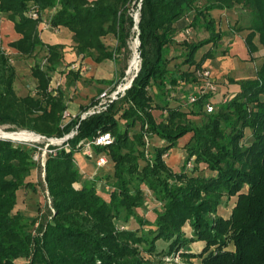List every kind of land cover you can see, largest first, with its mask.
<instances>
[{
    "label": "trees",
    "instance_id": "1",
    "mask_svg": "<svg viewBox=\"0 0 264 264\" xmlns=\"http://www.w3.org/2000/svg\"><path fill=\"white\" fill-rule=\"evenodd\" d=\"M200 1L0 0V13L20 35L8 46L20 57L44 51L30 67L34 91L18 96L13 89L15 67L0 39V125L12 123L47 138L63 137L77 125L76 134L61 146L50 145L54 152L47 154L44 180L51 205L43 218L38 214L31 220L38 225L36 234L14 209L19 189L36 191L27 177L37 168V149L0 139V264H164L142 253L163 257L179 250L183 264H264V0ZM29 4L39 9V18L27 14ZM137 5L140 65L131 86L106 111L64 124L67 104L61 82L55 93L48 90L53 74L64 66V45L41 38L43 13L51 27L72 33L81 59L122 64L118 76L97 80L111 85L125 75ZM236 7L246 11V23L238 29L248 31L244 40L251 52L258 50L257 37L262 60L253 77L231 80L239 85L237 92L216 102L212 94H200L196 88L197 71L213 57L212 49L197 54L222 40L211 12ZM192 29H204L208 35L192 41L187 36ZM109 35L115 39L112 47L105 41ZM187 85H197L191 93L197 96L195 102H188ZM211 98L215 108L206 112L204 105ZM153 110L163 112L164 118L157 121ZM189 114L200 116V122L189 120ZM101 132H110L113 141L93 149L107 156L112 172L90 178L79 170L74 153ZM187 133L185 160L174 170L164 155ZM148 135L163 144L147 154ZM200 164L208 173L199 171ZM100 180L106 183L107 197L97 189ZM147 192L160 206L150 223L135 210ZM233 196L235 204L224 218L218 207ZM131 218L138 229L128 227ZM185 224L190 235L184 232ZM159 240L165 248L158 249ZM195 241L205 243L197 254L190 248ZM229 242L234 250L226 249ZM194 257L200 261L191 262Z\"/></svg>",
    "mask_w": 264,
    "mask_h": 264
},
{
    "label": "rangeland",
    "instance_id": "2",
    "mask_svg": "<svg viewBox=\"0 0 264 264\" xmlns=\"http://www.w3.org/2000/svg\"><path fill=\"white\" fill-rule=\"evenodd\" d=\"M201 3L204 2V0L200 1ZM139 5H137V8L134 11V20H135V14L138 12ZM220 10H225L220 12ZM215 17H213L217 22V29L223 33L222 40L219 42V45L215 47H211L210 44L203 47L197 54V57H200V55L205 52L208 48L212 49L213 57L208 59L205 63V69L209 71V76L213 80L214 84L217 86V92L213 94V100L216 102H220L219 100L224 97L227 98L231 94H233V82L231 80L236 79H242L247 77H253L255 74V67L260 63L262 60V53L263 49L261 45L257 41V37L254 39L258 50L251 52L249 50V46L245 42V36L247 34V30H240L238 29L239 24L246 23L245 20V14L246 11L242 10L240 7H236L234 9H215L213 11ZM244 14V15H243ZM242 22V23H241ZM135 28V26H134ZM137 29L135 28V33L133 36L129 39V58H128V65L125 70H128L129 68V62L132 56L137 52L138 47H134L135 40L137 38ZM208 35L207 31L204 29L201 30H195L192 29L188 34V38L192 41L199 40L203 37H206ZM2 40V39H1ZM106 42L109 44L110 47L113 46L111 44V40H106ZM70 45V44H69ZM71 46V45H70ZM69 46V47H70ZM2 47L5 50V53L8 57L9 64H12L15 67V78L13 81V89L15 93L18 96H24L27 93H31L34 91L35 87V80L32 78L30 74V67L33 65L34 60L36 58H40L44 54V51L41 50L37 57H20L17 55L14 51H12L11 48L6 45L5 42L2 40ZM72 47V46H71ZM69 52H72L70 49L63 50V54L65 56ZM120 57H122L120 55ZM67 58H74V57H67ZM118 58V57H117ZM139 65H140V59ZM245 62H248L245 63ZM76 63L78 64L79 68H84L81 72L80 70H76L74 67H72L71 64ZM94 62L92 60L91 56H87L83 59L79 57V59L76 57L75 60L72 61H65V64L62 68V71H60L59 78L61 85L59 88L63 90L67 95H69L70 99H73L78 92H76L75 84L76 81L81 79V77L85 78V84H84V92L86 93V97L89 100H92L101 90L104 88H107L108 84L98 82V78H105V79H111L116 74L119 75V67H121V63L114 60L106 61L104 66L101 67V70H96L94 68ZM138 65V67H139ZM96 67V65H95ZM135 70H132L129 75L133 74ZM77 74V75H76ZM95 84H99L96 86ZM200 84V81L198 82V86ZM197 85H187L184 87L186 90L187 96H189L191 93L194 92V89ZM235 88V87H234ZM84 94V93H83ZM155 111V110H154ZM154 117L157 121L164 118V113L160 110H156L154 112ZM189 120L193 121L194 123L200 122V116H195L189 114L187 117ZM121 127H123V121L120 122ZM0 128H3V130L8 132H33L29 131L25 128H18L15 126V124L7 123V124H1ZM14 130H9L13 129ZM138 128V125L135 126L134 130ZM246 135L248 136L249 130L245 131ZM38 135H41L39 133H36ZM191 133L185 134L183 137H181L178 140V146L176 148H173L167 155H164L165 162L172 167L175 170H179L182 168L183 161L185 160V150H184V144L189 139ZM44 136V135H42ZM45 137V136H44ZM45 138H39L37 140H23V139H13V138H0V139H10L14 142H20L25 144H35L39 147L38 149V161L37 162V168H35V171L33 174L29 175L27 180H30V182H33L36 191H32L30 189H19L18 190V198H17V204L15 206L14 210H19L23 214V223L29 224V229L33 234H36L38 232V225H31V220L37 216L38 214L41 216V218L44 217L45 214L48 213L50 210V197L46 188L44 176H45V161L47 158V152L44 156L42 155L43 150L45 149L46 144L49 140ZM50 138H60V137H48ZM146 140V153L148 154L149 151L152 150L153 147L157 145H162L163 141L159 139L156 135H148L145 136ZM60 146V145H55ZM48 148V146H47ZM50 148V145H49ZM54 152V150L52 151ZM80 152V151H78ZM76 154V152H75ZM44 160V161H43ZM193 163V162H192ZM111 164L108 163L105 167H107L108 170L111 168ZM200 172L201 173H208V170L205 168L204 164H200ZM193 167H186L187 172L191 173ZM199 173V172H198ZM76 187L79 186L78 183L74 184ZM97 189L100 194L107 197L106 192V183L104 180H100L97 183ZM146 190V189H145ZM242 191H246V187L243 188ZM236 201V196H233L229 198L228 201H226L225 205L219 206L217 213L221 215L224 218H228L231 213V209L234 206ZM159 203L156 202L150 195L149 192H147V198L144 201L143 205L139 208H136V213L142 218L145 222H152L155 216V211L159 208ZM129 228L132 229H138V224L135 221V219L131 218L127 223ZM146 225H144L145 227ZM184 232L187 235H190V227L188 224H185ZM204 241H195L191 244L190 248L192 252L195 254L201 252ZM158 249H162L166 247V244L163 243L161 240L157 242ZM211 249H214V247H211ZM227 250H234V245L232 242H229L228 246L226 247ZM181 251L173 252L171 254L165 255L163 257L158 255H152V257L148 254L142 253L143 256L149 257L154 259L155 261L162 260L164 264H183V258L181 256ZM24 259H18L17 262L23 263ZM191 262L198 263L200 261L199 257H194L190 259Z\"/></svg>",
    "mask_w": 264,
    "mask_h": 264
},
{
    "label": "built area",
    "instance_id": "3",
    "mask_svg": "<svg viewBox=\"0 0 264 264\" xmlns=\"http://www.w3.org/2000/svg\"><path fill=\"white\" fill-rule=\"evenodd\" d=\"M27 14L34 19H37L41 16V12L39 11L38 8L31 6V8L27 11ZM42 23H45L44 20H41ZM73 67L76 70H80V72L84 69L79 68L78 64L73 65ZM130 70L126 71L125 75L121 77L118 81L115 83L111 84L107 88H104L101 90L88 104V106L80 110L78 112H71L68 109L63 110L62 112V121L63 123L69 122L71 119L78 118V120L84 119L87 116L94 115V114H99L101 112L106 111L109 106L116 100H118L120 97H122L127 89L131 86V82L133 79V76L137 73L136 70L133 74H130ZM197 75L200 81V84L198 86V91L200 94H215L217 92V86L214 84L213 80L209 76V71L207 69L199 70L197 71ZM60 85V78L59 74L52 76L51 81L48 86V90L52 91L53 93L56 92L57 87ZM197 96L195 94H190L188 96V102L192 103L196 101ZM206 112H212L215 108V103L213 102L212 98L210 101H207L204 105ZM76 127L71 129V131L67 134H65L63 137L60 138H46L48 143L45 146V149L43 150L42 155L44 156L47 152L51 153L53 151L52 148H49V145H62L68 138H71L76 134ZM28 134H35L34 132H27ZM39 138H45L42 135H38ZM30 140H36L35 138H29ZM28 139V140H29ZM27 140V139H25ZM113 141V136L110 132H101L98 133L94 138H92L89 141H86L83 143L80 152L83 154L89 156V157H94L95 163L97 166H103L107 163L108 159L107 156L104 154H96L94 155V147L95 146H106L111 144ZM32 147H35L37 150L33 155V159L35 161H38V149L39 147L36 146L35 144H31ZM48 146V148H47ZM64 148L67 150L70 149V146L68 143L64 144ZM75 154V153H74ZM75 160V157H74ZM44 161V160H43ZM191 166V161L187 162V167Z\"/></svg>",
    "mask_w": 264,
    "mask_h": 264
},
{
    "label": "crops",
    "instance_id": "4",
    "mask_svg": "<svg viewBox=\"0 0 264 264\" xmlns=\"http://www.w3.org/2000/svg\"><path fill=\"white\" fill-rule=\"evenodd\" d=\"M29 6H33V4H29ZM213 11L211 12V15L213 17H215ZM222 11H225V10H220V12H222ZM52 12H53V10H51V13ZM42 20H44L45 23L39 22L38 28L40 31V36L43 39V41H45L47 43H61L64 45L63 50H66V49L70 50L71 49L72 52H69L67 54L69 56H66V54H65V56H64L65 61L68 62V61L75 60L76 57L79 59L80 56H78L75 53L74 47L72 45L73 44L72 43V33L65 27H58V28L51 27L49 25L48 20H47V12L43 13V19ZM19 37H20V35L15 31L14 26H13V22L10 21L9 19H7L3 13H0V39H2L3 42H5L6 45H8L9 42L16 40ZM108 39L111 40V42H112L111 44H115V39L112 36H110V35L107 36L105 38V41ZM2 40H1V44H2ZM11 49H12V51H14L16 53L15 49H13V48H11ZM67 57H74V58H67ZM106 61H110V60H105V61L100 62V63H96L93 61L94 64L96 65V67H95V65L93 67L96 68V70L100 71L101 67L104 66ZM245 63L248 64V62H245ZM75 64L76 63L71 64L72 67ZM256 67H255V69H256ZM57 74H60V72L59 71L55 72L53 74V76H55ZM101 79H105V78H100V79L98 78V80H101ZM84 81H85V78H83V77H81V79L76 81L75 88L77 90L76 92H78V93L73 99H70L69 95H67L65 93V102L67 104V109L71 112H78V111L82 110L84 106L88 105L91 102V100H89L90 98L88 99L86 97V93L84 92V89H85V88H83L84 84H85ZM95 85L98 86L99 84H95ZM232 86H233L232 91H234L233 93H235L239 90V85L237 83H233ZM196 88L198 90V86ZM155 111L154 110L152 111L153 115H154ZM171 150H173V148L170 149V151ZM93 154L96 155L95 152H93ZM74 157H75V162H76L79 170L81 171V173L84 176L93 178L96 176H101L104 173L106 174V173L112 172V166H111V168H109L110 170H108L107 167H105L106 165H108V163L103 165V166H97L95 163L94 157H89V156L83 154L82 152H76V154H74ZM34 171H35V169H33L31 171V175L33 174ZM28 181H30V180H28ZM17 198H18V191H17Z\"/></svg>",
    "mask_w": 264,
    "mask_h": 264
},
{
    "label": "bare ground",
    "instance_id": "5",
    "mask_svg": "<svg viewBox=\"0 0 264 264\" xmlns=\"http://www.w3.org/2000/svg\"><path fill=\"white\" fill-rule=\"evenodd\" d=\"M137 42L135 40V44H134V47H137ZM139 65V60H138V56L137 54L135 53L132 58L130 59V62H129V70L132 71V70H136L137 67ZM35 133V132H34ZM0 137L4 138H13V139H29V138H35L36 140L39 139V136L38 134H28L27 131H22V132H8V131H5L3 130V128H0Z\"/></svg>",
    "mask_w": 264,
    "mask_h": 264
},
{
    "label": "water",
    "instance_id": "6",
    "mask_svg": "<svg viewBox=\"0 0 264 264\" xmlns=\"http://www.w3.org/2000/svg\"><path fill=\"white\" fill-rule=\"evenodd\" d=\"M137 26H138V12L135 14V28H137ZM136 42H137V47L139 46V39H138V36H137V38H136ZM137 56L139 57V54L137 53ZM139 70V67H137V69H136V72ZM136 75V74H135ZM134 75V76H135ZM134 76H133V78H134ZM1 138V137H0ZM3 138V137H2Z\"/></svg>",
    "mask_w": 264,
    "mask_h": 264
}]
</instances>
